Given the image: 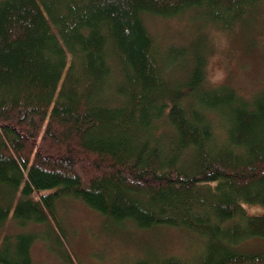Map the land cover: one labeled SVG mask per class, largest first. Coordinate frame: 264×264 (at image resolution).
<instances>
[{"label": "trees", "instance_id": "1", "mask_svg": "<svg viewBox=\"0 0 264 264\" xmlns=\"http://www.w3.org/2000/svg\"><path fill=\"white\" fill-rule=\"evenodd\" d=\"M263 1L0 0V264H37L39 239L78 264L66 197L201 240L131 264H264L242 244L264 240V82L210 84L203 39L162 44L147 24L191 11L228 29ZM10 215L46 227L3 234Z\"/></svg>", "mask_w": 264, "mask_h": 264}, {"label": "rangeland", "instance_id": "2", "mask_svg": "<svg viewBox=\"0 0 264 264\" xmlns=\"http://www.w3.org/2000/svg\"><path fill=\"white\" fill-rule=\"evenodd\" d=\"M186 13L170 18L156 15L147 17L150 30L162 44H189L195 38L203 39L208 55L207 80L210 84L231 83L242 93L249 94L264 82V1L251 10L245 19L233 27L223 29L213 22H202ZM216 82L213 83L212 81ZM0 185V200L4 196ZM15 196L14 202L17 200ZM252 207L250 211H260ZM12 214V213H11ZM58 214L69 237V246L78 264H131L132 259L156 252L161 256L175 255L190 258L198 251L200 239L191 238L180 227L157 226L137 228L128 222L119 226L90 208L82 200L66 197L58 201ZM45 224L31 222L20 225L10 215L2 233L42 231ZM52 243H54L52 241ZM245 248H264V240L251 238L243 241ZM37 240L32 247L37 264H70L62 257L56 245Z\"/></svg>", "mask_w": 264, "mask_h": 264}, {"label": "bare ground", "instance_id": "3", "mask_svg": "<svg viewBox=\"0 0 264 264\" xmlns=\"http://www.w3.org/2000/svg\"><path fill=\"white\" fill-rule=\"evenodd\" d=\"M191 235V238H194V236L192 235V234H190ZM195 239V238H194Z\"/></svg>", "mask_w": 264, "mask_h": 264}, {"label": "clouds", "instance_id": "4", "mask_svg": "<svg viewBox=\"0 0 264 264\" xmlns=\"http://www.w3.org/2000/svg\"><path fill=\"white\" fill-rule=\"evenodd\" d=\"M212 82H213V83H215L216 81H215V80H213Z\"/></svg>", "mask_w": 264, "mask_h": 264}]
</instances>
